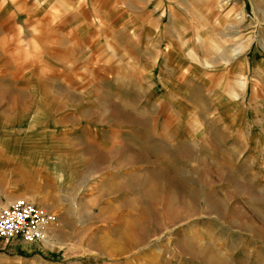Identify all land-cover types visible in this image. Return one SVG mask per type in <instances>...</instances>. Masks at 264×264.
<instances>
[{"label": "rangeland", "instance_id": "rangeland-1", "mask_svg": "<svg viewBox=\"0 0 264 264\" xmlns=\"http://www.w3.org/2000/svg\"><path fill=\"white\" fill-rule=\"evenodd\" d=\"M69 6L75 22L89 25L83 46L75 42L65 55L64 47L34 45L26 49L31 65L0 64V210L27 198L17 190L23 160L9 143V136L24 134L19 121L39 120L36 131L69 152L67 118L97 127L103 117L126 125L116 126L113 136L105 130L106 151L121 159L110 166L86 160L83 169L119 172L115 177L143 207L133 215L138 222L128 241L115 232L124 225L107 223L99 250L90 238L104 225L76 223L58 243H34L41 256L32 249L27 259L8 263L0 254V264L134 258L137 264H264V0H74ZM60 8L35 22L65 23L67 11ZM40 63L38 72L51 79L10 78ZM71 84L72 93L66 91ZM24 88L32 104L50 91L58 106L72 104L73 111L10 105ZM102 178L82 184L92 187ZM69 211L80 216L85 209ZM53 213L56 222L47 230L58 227Z\"/></svg>", "mask_w": 264, "mask_h": 264}, {"label": "crops", "instance_id": "crops-1", "mask_svg": "<svg viewBox=\"0 0 264 264\" xmlns=\"http://www.w3.org/2000/svg\"><path fill=\"white\" fill-rule=\"evenodd\" d=\"M73 2L74 0H0V64L12 65L15 62L31 65L32 63L27 62L26 59V49L34 47V45L44 48L64 47L66 49L65 55H68L69 51L73 50L75 42H80L76 43V45L83 46L84 41L81 40V37L84 32L89 30V25L75 22L77 18H75L74 14L72 15V10H68L71 9L69 5H73ZM60 7H64L67 11L65 23L49 25L35 22V20H39L42 16L49 15L52 10H62L63 8ZM6 19H9L7 20L9 21L8 23L5 22ZM32 68L33 71L24 70L18 77L13 76L14 73H12L10 78L14 80L51 79L50 76H46L44 73L41 75V72H38V69L42 68V63H40V66H32ZM9 72L13 71L9 70ZM66 76L67 79L71 78L72 81V74H67ZM241 80L244 84V76H241ZM24 85H26V82ZM20 86L15 84V88L20 89ZM72 90V84L69 87L67 86V92L72 93ZM240 93H236V97ZM32 95L25 88L16 91V93L12 94L14 97H11L10 105H16L17 103L28 104L33 106L29 110L38 111L42 109L45 111H73L72 104L57 105L54 99L56 93H51L50 91L44 92L43 95L47 98H42V95L38 93L33 98L36 99L38 97V103L34 102L33 104V101H31ZM43 104H45L44 108H42ZM21 124L19 121V125L15 126H19L18 128L24 131V134L17 137L9 136V143L16 146L15 152L19 154L18 159L23 160L20 161L21 165L18 166L20 170L18 175H21L22 178H19L17 190L20 193H24V196L26 195L27 199L37 206L58 213V227H53L48 231L47 239L43 242L42 248H46V244L53 245L55 241L58 243L61 239L60 235L64 233L63 230H67L68 225L76 223L96 224L99 225L98 227H101L100 225L102 224L104 225V228H99L98 233L93 234V237L90 238V241L93 242L91 246L97 243L99 250H101L102 239L106 238L103 234L106 233L105 224L107 223H120L124 225L125 227L121 226L120 228L116 226L115 232L118 233L117 237L119 239L124 241L130 240L131 235L133 236L134 233L131 232V224L138 222L137 217H133V215L137 213L139 207L143 206L139 205L135 199L129 197V190L125 188V183L119 180L118 177H115L119 172L109 170L108 172H97L91 168L83 169L86 160H92L93 163H95L94 160H99L104 165H106V161H109L108 166H110V164H115L113 161L121 159V157L120 159L119 157L117 158L116 156L118 155L115 153H111L109 151L110 148H108V152L106 151L105 139L107 133L105 130L106 128L109 129V136L116 135V126L119 129L126 126L123 125L122 120L106 123L103 117L96 127L95 125H87L83 121H73L67 118L64 127L66 134L71 135L72 139L66 143H69V146L73 148L69 152L60 150L58 146H62L63 143L55 139L51 140L50 137L44 135L45 131H36V129H42L39 120H27ZM50 127L53 128L54 126ZM31 129L34 132H26V130ZM45 129L48 130L47 128ZM115 143V141L111 143V149L112 146L115 147ZM127 158L131 159L132 156ZM72 170H77V176L72 174ZM97 174L104 175V178L99 179V182L96 183L97 185L91 187L82 184V181L90 180L91 176ZM59 184L66 186L67 189L62 190ZM113 195H117L119 198H110ZM78 206L85 209L83 215L78 216L70 214L71 211L68 212L69 209ZM95 207L97 208L96 213L94 212ZM64 225L66 226L64 227ZM0 242L3 243V246L0 247V254L7 258L5 261L8 263L13 262L12 259H9L10 257L14 260H19V258L25 260L32 249L37 252L41 248L36 249L38 244L26 243L20 238L11 239L7 243V246L2 239ZM47 248L53 253L61 250V247L58 249ZM42 254L43 252L39 251V255L41 256ZM98 256L101 257L102 255L99 254ZM134 260L138 261L137 258H134L129 262L116 261L112 264H137V262L133 263ZM103 264L106 263L104 262ZM107 264L111 263L108 262Z\"/></svg>", "mask_w": 264, "mask_h": 264}, {"label": "built area", "instance_id": "built-area-1", "mask_svg": "<svg viewBox=\"0 0 264 264\" xmlns=\"http://www.w3.org/2000/svg\"><path fill=\"white\" fill-rule=\"evenodd\" d=\"M55 222L53 212L19 197L0 210V238L5 243L14 238L37 243L44 240L48 227Z\"/></svg>", "mask_w": 264, "mask_h": 264}, {"label": "bare ground", "instance_id": "bare-ground-1", "mask_svg": "<svg viewBox=\"0 0 264 264\" xmlns=\"http://www.w3.org/2000/svg\"><path fill=\"white\" fill-rule=\"evenodd\" d=\"M239 80H241V76L239 77ZM233 93H234V97H236L237 94H235V92H233ZM49 230L46 231V235H45V238H44L43 242L47 239V233H48Z\"/></svg>", "mask_w": 264, "mask_h": 264}]
</instances>
